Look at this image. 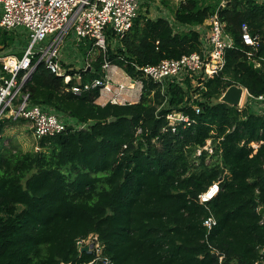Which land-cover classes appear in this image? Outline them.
Listing matches in <instances>:
<instances>
[{"label":"trees","instance_id":"1","mask_svg":"<svg viewBox=\"0 0 264 264\" xmlns=\"http://www.w3.org/2000/svg\"><path fill=\"white\" fill-rule=\"evenodd\" d=\"M161 3L174 24L142 14L141 4L123 37L108 31L106 51L89 39L79 44L84 57L95 56L90 68L62 63L72 77L68 84L37 64V56L32 60L36 68L23 89L30 105L57 113L68 128L24 152L6 148L4 134L26 120L0 121V264H261L264 109L220 99L233 85L264 95V0ZM216 14L233 45L224 69L195 90L201 93L196 111L187 103L191 79L186 90L170 82L163 87L138 68L200 53L196 28ZM244 24L258 48L244 43ZM24 37L0 28V51L22 57ZM106 62L142 82L138 102L102 105L100 88L72 92L77 75L82 85L92 83L104 76ZM175 111L191 122L172 132L167 116ZM209 140L211 152L204 150ZM219 181L217 195L201 203ZM210 217L216 220L211 230ZM90 237L99 249L79 246Z\"/></svg>","mask_w":264,"mask_h":264},{"label":"built area","instance_id":"2","mask_svg":"<svg viewBox=\"0 0 264 264\" xmlns=\"http://www.w3.org/2000/svg\"><path fill=\"white\" fill-rule=\"evenodd\" d=\"M228 0H221L224 6ZM141 12L140 0H0V28L7 32L25 29L29 44L22 57L9 52L0 51V121L5 118L26 120L38 139L55 136L65 132L68 122L55 112L44 110L40 106L30 105L29 95L24 93V86L31 80L36 65L32 64L34 57L38 63L44 62L53 74L65 77V83L71 82L72 77L60 61V48L67 38L75 42L76 46L89 39L99 50L106 51L108 47V31L111 30L116 37H123L133 26L134 21ZM196 30L201 34L202 51L185 55L179 60H164L158 65L138 68L144 77L158 82L163 87L168 82L182 85L185 90L186 80L191 79L193 92L187 97V103L193 105L196 111L198 106L194 101L199 99L201 93H196L197 88L204 89V82L218 75L226 64V50L233 45V41L224 31V24L218 15H214L207 25ZM243 41L247 46L259 47V40L254 38L247 24L242 26ZM54 35L47 47L44 42ZM91 58L87 59L90 68ZM115 66L105 63L102 78L92 83L81 84V76L77 75V84L72 87V92H82L100 88V98L107 102L124 104L138 102L142 93V82L129 78L133 87L126 83L114 82ZM23 75L21 76V74ZM139 86L136 98L125 99L124 94ZM241 87V86H240ZM240 109L249 107L262 112L264 109V95L254 96L246 88ZM196 93V94H195ZM186 105V102L185 104ZM169 128L177 132L180 127L186 128L191 120L181 112H172L167 116ZM82 129L83 126L77 127ZM254 147H257L256 145ZM204 150H211L209 140ZM201 152V150H200ZM220 182L214 183L209 190L200 196L201 203L212 200L220 190ZM216 225L214 217L205 221V226L211 230ZM92 238V237H90ZM96 242L97 238L94 237ZM87 240L78 242L79 246L86 244ZM99 249V247H98ZM99 252V251H98ZM105 264H111L104 260ZM261 264H264V250Z\"/></svg>","mask_w":264,"mask_h":264},{"label":"rangeland","instance_id":"3","mask_svg":"<svg viewBox=\"0 0 264 264\" xmlns=\"http://www.w3.org/2000/svg\"><path fill=\"white\" fill-rule=\"evenodd\" d=\"M145 1L147 6L150 5L154 6L161 3L159 2V0H145ZM18 32H20V34H23L25 32V29L20 28ZM53 37L54 35H52V37H50L47 41H45L43 46L47 47L49 43L52 41ZM112 46H115V42L112 43ZM76 48L77 46L75 42L70 40V38H67L65 40V43L60 48V61L63 63H71L73 66L79 67L82 63L84 56L82 54L81 57L77 55ZM94 56L95 55H93V57ZM13 120L14 119H12V121ZM4 135H5L4 145L6 146V148L22 150L24 152L32 151L33 149H35L37 146V142L39 140L34 135L31 125L27 121L25 122L18 121L15 124L9 125ZM85 245L90 246L91 248L95 247L98 249V245L94 237L89 238Z\"/></svg>","mask_w":264,"mask_h":264},{"label":"crops","instance_id":"4","mask_svg":"<svg viewBox=\"0 0 264 264\" xmlns=\"http://www.w3.org/2000/svg\"><path fill=\"white\" fill-rule=\"evenodd\" d=\"M181 1H183V0H178V1L171 0L170 6L176 7ZM140 2L142 4V6H143L142 7V11H143L142 14L148 15V17H150L152 19H157L159 17H164L167 20H169L171 23L174 24V15H173V12L170 10L169 7L163 6L162 3H159V4L154 5V6H151V5L150 6H147L145 0H140ZM159 2H161V0H159ZM21 35H25V37L23 39H27L28 38V35H27L26 32H24ZM20 38H22V37H20ZM78 47H79V45H78ZM78 47L76 48V53H77V55H79L81 57V54L82 53H80L78 51L79 50ZM11 54H14V53H11ZM88 54H89V57L92 60L93 59L92 52L91 53H88ZM87 59H88V57H86V56L83 58L82 63L79 66L80 68L73 66L71 63H64V64H66V65H68V66H70L72 68H75V69L79 70L81 68H84L87 65ZM113 74H114V82L117 85L118 84H121V83H123V84L126 83L125 85L130 86V87H133V84L129 81V78L130 77L127 76L126 73L123 70H121L120 68H115ZM134 87H135L134 90H129V91L125 92V94H124V98L125 99H130L131 100L132 98H136L138 96L139 86L136 85ZM98 103H100L102 105H105L108 102H107V99L106 98L102 97V98H99ZM134 103H136V102H134Z\"/></svg>","mask_w":264,"mask_h":264},{"label":"water","instance_id":"5","mask_svg":"<svg viewBox=\"0 0 264 264\" xmlns=\"http://www.w3.org/2000/svg\"><path fill=\"white\" fill-rule=\"evenodd\" d=\"M251 66L254 67V63H251ZM243 95L244 89L240 86L233 85L226 90V92L221 97L220 102L233 107H239L242 104ZM128 175L129 174L127 172L125 177ZM261 213H263V209H261Z\"/></svg>","mask_w":264,"mask_h":264}]
</instances>
